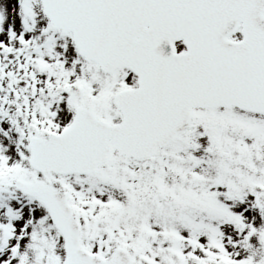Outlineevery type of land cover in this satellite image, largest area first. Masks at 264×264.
<instances>
[{
  "label": "snow or ice",
  "instance_id": "snow-or-ice-1",
  "mask_svg": "<svg viewBox=\"0 0 264 264\" xmlns=\"http://www.w3.org/2000/svg\"><path fill=\"white\" fill-rule=\"evenodd\" d=\"M0 264H264V0H0Z\"/></svg>",
  "mask_w": 264,
  "mask_h": 264
}]
</instances>
